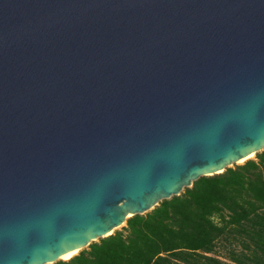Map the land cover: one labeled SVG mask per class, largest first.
Returning <instances> with one entry per match:
<instances>
[{
	"label": "water",
	"instance_id": "95a60500",
	"mask_svg": "<svg viewBox=\"0 0 264 264\" xmlns=\"http://www.w3.org/2000/svg\"><path fill=\"white\" fill-rule=\"evenodd\" d=\"M262 152L264 0H0V264L69 261Z\"/></svg>",
	"mask_w": 264,
	"mask_h": 264
},
{
	"label": "trees",
	"instance_id": "16d2710c",
	"mask_svg": "<svg viewBox=\"0 0 264 264\" xmlns=\"http://www.w3.org/2000/svg\"><path fill=\"white\" fill-rule=\"evenodd\" d=\"M56 264H264V152Z\"/></svg>",
	"mask_w": 264,
	"mask_h": 264
},
{
	"label": "bare ground",
	"instance_id": "6f19581e",
	"mask_svg": "<svg viewBox=\"0 0 264 264\" xmlns=\"http://www.w3.org/2000/svg\"><path fill=\"white\" fill-rule=\"evenodd\" d=\"M251 158H253V157H251ZM74 254H71V255H68V256H66L65 257V259L67 260V259H69L71 256H73Z\"/></svg>",
	"mask_w": 264,
	"mask_h": 264
},
{
	"label": "rangeland",
	"instance_id": "374dc122",
	"mask_svg": "<svg viewBox=\"0 0 264 264\" xmlns=\"http://www.w3.org/2000/svg\"><path fill=\"white\" fill-rule=\"evenodd\" d=\"M252 159H255V158H252ZM125 226H126V225H125ZM125 226H124V227H125ZM124 227H123V228H124ZM123 228H121L120 230H122Z\"/></svg>",
	"mask_w": 264,
	"mask_h": 264
}]
</instances>
